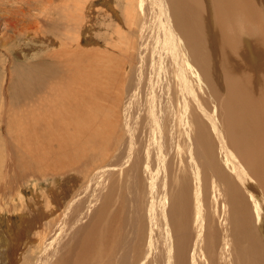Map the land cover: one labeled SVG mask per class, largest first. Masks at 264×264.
<instances>
[{
    "label": "rangeland",
    "instance_id": "rangeland-1",
    "mask_svg": "<svg viewBox=\"0 0 264 264\" xmlns=\"http://www.w3.org/2000/svg\"><path fill=\"white\" fill-rule=\"evenodd\" d=\"M252 1L257 11L250 22L254 20L250 24L239 18L236 28L228 27L224 39L229 43L222 50L214 0H187L192 9L184 14L189 32H182L192 33L184 35L187 41L176 27L169 0H0V264H53L73 250L71 244L83 236L106 200L117 224L123 220L126 242L151 222L152 212L158 213L160 231L146 227L150 239L144 251L151 248V257L145 256L143 264H168L170 234L181 236L177 244L186 251L190 247L185 239L191 236L195 210L192 204L180 205L183 214L175 213L174 198L172 206H164L175 214L168 226L156 198L185 181L192 190L195 179L204 215L198 264H217L220 258L219 264H240L232 256L236 245L226 249L231 242L223 218H231L228 198L223 199L220 218L214 206L217 175L235 179L234 187L247 200L245 218L251 217L254 234L245 225L264 247V175L258 172L261 166L244 164L242 152L246 158L254 146L235 143L240 141L232 121L230 85L240 94L243 81L222 61L228 53L234 69L245 67L252 79H264V0ZM71 94H79L74 110L86 111L84 126L72 131H88L89 141L96 144L87 153L78 145L81 154L73 152L71 159H64L62 142L53 146V112L57 108L56 114H64ZM34 113L40 117L28 120ZM89 114L95 115L93 122ZM27 130L36 131L40 141L35 164L28 165L31 170H20L17 154H23L21 144L32 137ZM114 138V147L106 143L111 147L106 159L92 166L105 142ZM26 174L35 177H18ZM8 175L17 176L12 187ZM237 175H242L241 181ZM4 186L10 194L3 200ZM234 196L240 208L242 199ZM142 220L146 223L137 224ZM215 230L219 238H211ZM170 250L176 254L174 246ZM186 259L191 260L188 252Z\"/></svg>",
    "mask_w": 264,
    "mask_h": 264
},
{
    "label": "bare ground",
    "instance_id": "bare-ground-1",
    "mask_svg": "<svg viewBox=\"0 0 264 264\" xmlns=\"http://www.w3.org/2000/svg\"><path fill=\"white\" fill-rule=\"evenodd\" d=\"M184 1L185 2L183 3V0H169V6H171L170 9H171V12L173 13L174 22L176 24V27L179 29V31L181 33H183L182 31H184V29L186 28L185 24L190 23V22L186 23L187 17H185L184 14L186 15V13H187V16H188V13L192 12V9L189 6L190 3H188L187 0H184ZM186 3H188L187 4L188 6L186 5ZM214 3L216 5L217 14L219 15V17L221 19V20H219V23L217 25L216 32H219V34L222 35V39H221L222 45L220 46V48H222V50H224L223 48H225L227 46V43H229V41L227 42V39H229V38L224 39V36L226 34L225 32L227 31L228 27H231V28L235 27V25H236L235 22H237L236 20L239 18L243 19V22L246 20V22L248 21V23L251 24V22L254 19L251 22H250V20L252 19L253 14L256 13L257 9L254 8V4H253L252 0H214ZM257 8H258V6H257ZM190 16L191 15H189V18H190ZM256 17H258V16H256ZM191 18H192V16H191ZM259 24H261L260 21H259ZM190 27H188V28H190ZM231 28H230V30H231ZM186 29H185V32H186ZM256 29H258V26ZM188 30H187V32H189ZM191 30H193V28ZM186 33H183V39L186 38V37L184 38V35L186 36V35L190 34V33H188V34H186ZM221 35H220V37H221ZM226 36L229 37L228 32H227ZM232 36H233V34H232ZM187 38L185 39L186 41H187ZM192 38H193V36H191L190 41L192 40ZM230 39H232V38H230ZM218 40L220 41V39H218ZM193 44H194V42H193ZM192 51H193V49H192ZM223 56L224 57L222 58V61L226 60V62L229 65V66L227 65L229 71L232 74L238 76V78H240L239 81H243L241 88H240V94H239V92L236 91L235 88L232 87V84L230 85L231 87H230V94L229 95H230V97H232L230 100H232V102L234 103L233 104L229 101V103L233 104L232 112H234V114H233L234 120H232V121L234 122V124L236 123L235 125L237 128L236 127L235 128L238 131L237 132L238 133L237 136L239 137L238 141H240L239 143H237V140H235V143L237 145H240L244 142L245 143H248V142L252 143L254 148L251 151V154L245 158V154H244V152H242V154H241L242 160H243L244 164L245 163H247V164L255 163V164L261 166V169L258 170V172L261 171V173L260 172L259 173L260 174L263 173L262 175H264V120L262 121V114L264 113V110L262 108L263 99H264V79H262V76H261V78H259L260 76H258V77L256 76L257 78H255L253 76V79H252V75L246 71L247 68H245V67L244 68L239 67V69H234V67H232V65L228 61L229 60V54L226 53ZM220 58H221V56H220ZM129 59L132 62V58L130 57ZM70 60L74 61L75 59L70 58ZM214 61H215V59H214ZM223 64H224V62H223ZM227 67L225 66L224 68H227ZM125 72H126V75H128V70H126ZM261 75H264V73ZM242 77H243V79H242ZM255 79L257 81L252 83L251 81L255 80ZM224 80H227V79H224ZM244 82H246L247 85L244 84ZM244 85H246L245 88H244ZM75 89L78 90V87H75ZM75 91H73V92H75ZM82 94L85 95L86 91L83 90ZM71 97H72V100H74V99L79 97V94L72 95ZM85 97H86V95H85ZM72 100H70V102L67 104V106L66 105L63 106V108L66 109V112H64V114H62V115L56 114V112L58 110L57 108L53 112V116H54L53 117V146H55V145L58 146L60 144V142H62V152L64 155V159L65 158L71 159L70 156H72L73 152H77L80 155L81 153L79 152L80 151L79 147H77L78 145H82L83 147H82L81 151L85 152L86 150L92 151L95 148L93 145L96 144V141H94V140L89 141V132L88 131L81 133V134L77 131H75V132L72 131V129H76V128H80L81 126H84L83 119L85 116L84 114L86 113V111H82L80 108H78V109H80L81 111L80 110L79 111L74 110V108H77V106H75L77 103H76V100H74L75 102H73ZM87 105H86V107H87ZM69 114H71L70 119H69ZM86 116L91 118L90 121L93 122L94 116H95L94 114H89ZM230 116H232V115H230ZM39 117L40 116L38 113H36V114L34 113V114H31V116L28 120L37 119ZM101 117L102 116H100V119H101ZM115 119H116V116H115ZM118 119H116L115 121H118ZM86 121L88 122L89 120L86 119ZM102 121H104V123H105V119H103ZM111 124H112V122L110 123V126H111ZM117 125H119V123ZM29 126H31V129L33 128L32 122H30ZM94 127H95V125H94ZM230 128H231L230 130L234 133L232 127H230ZM31 129H30V132H31ZM60 129H71V131L63 134ZM30 132L27 130L28 134ZM32 132H33L32 134H29L32 137L29 138L28 141H26V139L23 138V140L26 141V143H27L24 145L21 144L20 150H22L23 154H19V153L17 154L16 153L18 156V159L20 160V163L22 164V168H20V170L21 169L31 170V168L28 167V165H34L35 164V150L38 146V141H40V140L38 138L37 132L33 131V130H32ZM97 133H99V132H97ZM91 134H92V132H91ZM99 135H100V133H99ZM99 135H97V137ZM106 137H107V135H106ZM119 137H120V134L116 137L117 141H118V139H120ZM103 139H104V136L101 140H103ZM257 139H258V141H257ZM101 143H102V141H101ZM106 143H110L111 147L112 146L114 147L116 145L115 138L108 140L107 142H105V144L103 143L104 147H106V151L105 152L103 151V148H104L103 147L101 153L97 157V160H95L96 164H92V166L98 165L99 162L106 159L107 153H108V151H110V148H111L110 145L109 144L106 145ZM75 147H77V150H74ZM237 150L239 151L240 149L237 148ZM84 152H82V155ZM87 152L88 151H86V153ZM89 153H91V155H92V152H89ZM237 155L240 156V154H237ZM83 156L81 158H83ZM90 157H92V156H90ZM212 158H213V156H212ZM226 159H227V162H231V160L228 157H226ZM90 160L92 161V159H90ZM213 160H215V159H213ZM238 161L241 162L240 159ZM215 166H217V165H215ZM215 170H217V169H215ZM247 172L248 173L252 172V171L250 172V167H249V171L247 169ZM262 175L256 174L257 177L259 176V178H258L259 180H260V176L262 177ZM237 176H238V178H240V181H241L242 175H237ZM243 176H245V175H243ZM253 176H254V174H253ZM256 176H254V177H256ZM18 177L19 178L20 177H24V178L32 177V178H34L35 175H27L26 174V175H18ZM247 177H250V179H251L252 176L249 174ZM15 178H17V176L16 177L14 176V178H12L11 176L8 175L7 181H8V184L10 185V187L14 186V184H15L14 182H16ZM5 179H6V177H5ZM20 180H22V179L20 178ZM234 183H236L235 179L233 178V176L231 177V175H217L216 180L213 182V189L215 192L214 206L219 208L218 212L216 210V213L220 212L218 215L219 218L222 216V205L224 203V201H223L224 197L228 198L227 199V206L230 209V210L228 209V212L231 213L230 219L227 218L225 215L223 216L224 221L226 223H228L229 227H227V232L229 234V237L231 238V242L228 243V245L226 246V249L228 246L233 247L232 243L236 245V247L238 248V251L236 252V254H234L232 256H234V258L236 260H240L241 261L240 264H264V247L262 246V244H258L256 239L252 235L253 231L250 227L251 217L245 218V211H246V207L248 205L247 200H246L245 196L243 195V193H240L239 189L234 187ZM175 188H176V191H172L170 188H169L170 191L168 189L164 190L163 195L162 196L160 195L161 197L156 198V199L160 200L159 209H161V213L164 214V212H166V211H164L165 210L164 206L166 204L168 206H172V202H173L174 198H175V200L173 203V209H174L175 213H180V215L183 214L182 212H179L180 211V205H184L185 207H189L192 204L195 211H194V219L192 220L193 225H192V230H191V236H187L185 239L188 243H190V247L188 248L187 251L183 247H181L177 244V242H179L181 240V236L180 237L177 236L175 238L168 231V233L170 234V238H172V245H170V246L165 245L166 251H168L167 257H169V258H167L168 259L167 263L168 264H198L199 263V261H198L199 255H200V260H201V256H202V251L200 249V245H201L200 235H201V232L203 230V216H204L202 214V211H201V209H203V208H201L202 193L200 192V184H199V181L197 179H195V187L192 190H190V184L187 181H185L181 186L175 187ZM248 188L249 187L247 186L245 189L247 190ZM3 189H4V191L2 192V194H3L2 199L4 200L9 196L10 193L9 194L7 193V191H9V189H7V191H6L5 186ZM233 192L237 197L242 199V204H241L240 208H239L240 204L234 200L235 196H234ZM247 192H248V190H247ZM106 199H104V200H106ZM109 208H111L110 203H108L107 200L104 201L101 208L99 209V212H97L98 215H96V219L91 221V223L87 224L89 226H86L87 228L84 229L85 231L83 232V236L80 237V239L79 238L77 239L78 240L77 243L71 244L72 247L71 246L70 247L73 250H69V251H67V253L65 252L66 255L60 259L57 258V261L56 260L53 261L54 262L53 264H143V260H144L145 256H148V258L151 257L148 254L149 252L151 253L150 246H149L150 250L144 251V249H145L144 245H145V243H147L146 241L149 238V237L146 238V227L150 226L149 228L151 229V226H152V228L155 226L154 229L156 228V229H158V231H160L159 221H161V220H159L158 213L155 215V212H152L153 211L152 210L151 211L152 212L151 222L149 221L150 223H148L146 227H140L138 233L134 236V238L133 239L130 238V240L126 242L125 234L123 232L124 230H122L123 229L122 228V225H123L122 221L123 220H120L117 224V218H116L114 212L113 213L109 212ZM185 209H187V208H185ZM261 209L262 208L260 206L258 207V210H257V208H255V212H256V216H257L256 218L258 220L260 219V213L259 212H261ZM180 215H178V216H180ZM162 217L164 218L165 221H166V217H167L168 222L166 221V223L168 224V226H170V224L172 222H174V220H175V214L171 213L169 210L166 212V215H164ZM162 217H161V219H162ZM156 219H157V221H156ZM183 219H184V221H186L185 217H183ZM144 220L138 221L137 224H141L143 222L146 223ZM55 224H56V222H53V227L55 226ZM245 224L250 228L252 233L246 227ZM230 226H231V228H230ZM206 229L208 230V227ZM25 230L29 232L28 227ZM130 231H132V230H130ZM151 231H153V230H151ZM166 231H167V228H166ZM216 231L217 230L213 231V235H211V238H216V237L219 238L220 237L219 233H217ZM22 232H24V231H22ZM209 237H210V235H209ZM173 238L175 239V241H173ZM181 243H183V241H181ZM165 244H167V243H165ZM184 244H185V242H184ZM173 246L176 249L175 255L171 254V250H170V249H172ZM143 251H144V254H143ZM221 251L223 254H225L223 250H221ZM187 252H188V256H191V260L186 259L187 258ZM206 252H208V251L206 250ZM208 253H211V252H208ZM95 254H97V255L95 256ZM229 254H231V253H229ZM211 256H212V254H211ZM221 261H222V258L215 261V263L219 264ZM222 264H226V263L223 262Z\"/></svg>",
    "mask_w": 264,
    "mask_h": 264
}]
</instances>
